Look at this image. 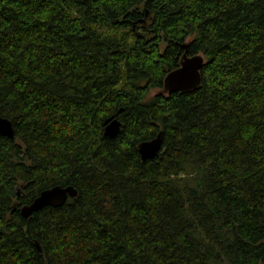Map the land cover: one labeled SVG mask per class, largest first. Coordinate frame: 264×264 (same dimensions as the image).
Wrapping results in <instances>:
<instances>
[{"label": "trees", "instance_id": "16d2710c", "mask_svg": "<svg viewBox=\"0 0 264 264\" xmlns=\"http://www.w3.org/2000/svg\"><path fill=\"white\" fill-rule=\"evenodd\" d=\"M0 116V264H264V0H0Z\"/></svg>", "mask_w": 264, "mask_h": 264}, {"label": "water", "instance_id": "95a60500", "mask_svg": "<svg viewBox=\"0 0 264 264\" xmlns=\"http://www.w3.org/2000/svg\"><path fill=\"white\" fill-rule=\"evenodd\" d=\"M186 48V44H181ZM203 64L201 55L188 56L184 52L181 56L179 66L169 71L164 77L163 89L170 91H188L199 87L201 77L200 69ZM103 134L106 137L113 138L120 131V121L114 117H109L104 121ZM0 136L9 138L14 137V130L9 119L0 116ZM161 132L153 139L142 141L138 145V151L141 159L145 160L153 158L160 150ZM19 195V193H18ZM77 190L72 186L56 185L43 190L29 204L20 207V213L24 217H28L32 212L41 209L44 206H60L68 197H75ZM15 209V208H14Z\"/></svg>", "mask_w": 264, "mask_h": 264}, {"label": "rangeland", "instance_id": "374dc122", "mask_svg": "<svg viewBox=\"0 0 264 264\" xmlns=\"http://www.w3.org/2000/svg\"><path fill=\"white\" fill-rule=\"evenodd\" d=\"M190 39V38H189ZM187 39V41L189 40ZM159 92H163V93H166V90L161 88V89H152L149 93H148V97H151L153 95H155L156 93H159Z\"/></svg>", "mask_w": 264, "mask_h": 264}]
</instances>
